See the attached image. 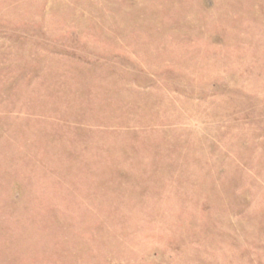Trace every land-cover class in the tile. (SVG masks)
<instances>
[{"label": "rangeland", "instance_id": "rangeland-1", "mask_svg": "<svg viewBox=\"0 0 264 264\" xmlns=\"http://www.w3.org/2000/svg\"><path fill=\"white\" fill-rule=\"evenodd\" d=\"M0 264H264V0H0Z\"/></svg>", "mask_w": 264, "mask_h": 264}]
</instances>
